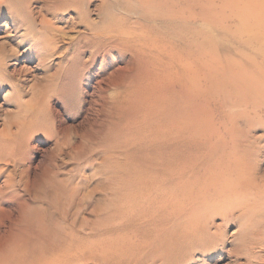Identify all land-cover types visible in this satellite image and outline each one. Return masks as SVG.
Returning <instances> with one entry per match:
<instances>
[{
	"label": "rangeland",
	"instance_id": "obj_1",
	"mask_svg": "<svg viewBox=\"0 0 264 264\" xmlns=\"http://www.w3.org/2000/svg\"><path fill=\"white\" fill-rule=\"evenodd\" d=\"M73 1L74 3L71 4L64 0H0V234L7 232L9 226H13L11 221L19 218L22 203H27L28 206L24 208L26 216L19 220L16 230H28L30 217L44 208L48 212L46 219L50 229L59 238L63 234L59 221L63 209L62 203L65 202V196L61 190L66 193H71L74 190L75 198L70 206V214L67 215V219L71 221L76 218L75 229L77 231L83 235L88 234L89 227H91L89 224L95 223L99 231V238H92H95L94 241L100 240V237L102 239L105 235L111 234L113 242H111V247L113 248L115 245L113 251L115 248L118 252L128 250L130 242L133 243L130 244L132 249L139 248L138 245L135 247L136 243L144 244L145 240L148 246L152 245L150 247L155 251L165 236L162 235L153 241L154 236L148 231L145 232L151 236L149 239H146L147 235L144 239L140 238L142 233L138 237L132 234L143 211L144 215L151 218V227L155 226L157 219L160 218L159 214L165 213L160 210L162 204L160 201L163 200L159 198L160 193L164 190L169 192L168 187L173 186L172 188L179 189L177 196L174 197L175 202L178 200V212L175 226H173V238L167 242L166 247L176 251V255L172 259L176 260L174 264H264V104L263 106L258 104L256 105L258 107L254 108V104L245 103L244 99L238 105L226 102V98L223 99L226 93H230L235 100L238 98L234 96L237 92L232 86L235 85L230 83L226 77L237 76L236 73L240 70L239 72H245L244 74L261 78V73L259 74L257 71L258 67L261 68L259 71L264 72V48L260 44L264 42V0H246L250 4L245 0H207L203 6L200 0H191L194 3L184 0L179 3L187 9L183 17L188 14L189 16L191 14L202 15L207 11L205 16L206 18L208 16L210 21L207 20L206 26H203L201 22L197 23L198 21L195 22L196 24L189 20L186 21L188 18L185 17V25L182 18V21L178 22L175 27L172 25L169 28L165 19L161 17H159V21H149L147 18L144 22L140 21L138 17L141 12H146L142 6L144 3L142 0ZM164 1L159 0L158 4L165 6ZM188 1L191 2L190 5ZM250 1H253L254 4H251ZM185 3L186 5H183ZM157 9L149 7L151 13H156ZM239 10H242L239 12L241 17L237 15ZM161 14L163 16V13ZM120 18H127L129 24L136 21L144 26V32L139 30L137 33L141 36L143 34L142 38L141 36L136 37L137 35L134 37L137 40L141 39L136 40V43L145 53L141 56L143 61L140 64L132 53L126 51H119V54L114 51L111 57L107 55V59L102 62V56H104L102 49L97 51L95 46L93 48L82 47V44L90 41L91 33H95L92 31V27L95 26L93 30H96L106 23L103 21L108 23L109 19L114 23ZM241 18L245 19L242 21L244 24H241ZM256 19L258 23L253 22ZM251 22L255 25L253 24L254 26L249 28ZM200 30L203 31V34L201 33L199 38ZM192 31H195L196 34ZM206 31L209 33L206 34ZM230 32L232 33L230 34ZM208 35L210 40L207 39ZM46 36L51 41L54 39L55 43L57 42L54 43L55 48L51 55L45 51V46H40L46 44L41 42L42 39H46ZM258 37H261L259 41ZM205 38L207 39L206 44ZM151 39L152 41L157 40V43L150 42ZM148 41L156 47L148 44ZM193 41L197 43L196 45L203 47L204 52L206 51L204 48L206 49L210 42L209 44L216 49L209 45L210 51L211 48L214 50L208 53V58H211L212 55L209 54L215 53L216 50L217 55L214 54V58L208 61L204 60L207 59V53L204 54L201 51V55H198L201 50L200 46H196ZM211 41L214 42L211 43ZM241 41L245 42V46ZM248 43L252 44L249 48L253 49L248 48ZM51 47L52 45L50 47L47 45V50ZM62 49L63 51H61ZM148 50L151 52H147ZM74 51L78 53V56L75 57L77 62L71 66V54ZM237 51L242 52L240 55L243 54V56L250 54L251 59L249 56L245 60L243 56H239ZM89 52H92L93 55L88 62ZM151 53L154 56L152 58L150 57ZM215 56L219 57L218 60ZM227 57L234 58V63L236 62L235 64L239 66L235 68L233 66L237 65H229L232 62H228L231 58L228 60ZM224 58L228 63L224 62L226 61ZM190 59L192 63L196 60L195 65L189 62ZM213 59L215 62L219 61L216 62L219 64L211 65L210 63L214 62ZM201 61L206 62L201 64ZM253 61L256 67L258 66L257 68L254 67ZM126 62L129 65H126ZM186 62L193 70H190ZM208 62H210L209 65L206 64ZM77 63L78 65H76ZM196 65L200 69L205 65L203 71H207V66L208 71L211 72L210 74L207 72L209 75L206 85L209 90L201 97L202 99L196 101L197 106L196 102L191 104L189 100L187 102L190 103L189 108L184 106L188 105L187 97L184 95L185 91L183 93V88L179 89L181 87L179 84L180 82L184 83L182 76L187 78L186 73L193 74L192 71L194 74L199 71V76L201 74L206 76V73H201L202 69L200 71ZM219 65L222 66L219 68L221 71L216 68ZM225 65H228L229 69ZM230 66L232 71L234 68L236 69L237 72H233L235 74L230 72ZM180 68L181 72H178ZM175 72L178 74H173ZM219 73L223 76L220 77ZM215 74L216 76H214ZM195 75L197 76V73ZM215 78L217 82L214 81ZM262 78L264 80L263 76ZM145 79L156 80L157 85L146 91L142 89L145 85H141L142 90L139 89L137 84L146 82ZM177 80H179L178 83ZM128 81L133 83L129 85L132 86L130 88L132 94H129L131 103L123 107L119 117L114 113V99L118 96V91L123 92L122 85ZM235 81L236 84H239L237 79ZM242 83L250 84L247 80ZM97 84L104 90L96 91ZM184 84L188 85L189 82ZM251 86L253 85L250 84ZM219 87L222 89L217 90ZM132 88L135 91L138 90V93L135 94ZM178 89L179 91H177ZM218 91L220 92L218 93ZM142 95H146V104L150 102L148 99L151 98L153 106L160 101L156 107L165 99L168 104L167 99L170 98L169 100L174 104L170 102L171 105L170 103L169 105L173 108L168 107L169 105L165 102L164 105H161L168 109L175 108V111L166 110L165 107L163 108L165 110L161 107H159L160 110H154V107L150 105L153 108L151 110L150 103L147 105L149 108L142 103L145 99ZM159 97L160 100L157 102ZM180 100L185 103L183 104ZM180 104H183V107ZM143 105L146 106V110L150 109V111L147 110L148 113ZM109 106L111 108L108 109ZM143 108L147 114L142 112ZM161 109L162 112L167 111L169 115L166 112L165 118H163V113H160ZM152 111L158 112L155 113L157 117L159 115L163 117L158 118L157 121ZM199 113L200 115H198ZM169 116L173 118V121L175 120L176 127L178 124L182 126L190 123L193 126L192 123H194L193 127L197 128L192 127V130H195L191 133L177 135L179 142L176 146L179 152L171 155L164 153L160 157L162 153L160 154V150L153 140L155 139L154 135L159 132L153 128H157V125L160 126L159 122H162L163 119H165L163 120L165 123L167 122L166 125L171 126L173 122ZM147 117H150L151 120H148L150 118ZM154 118L157 121L154 120L155 125L152 120ZM167 118L169 120L166 121ZM194 118L198 121H195ZM146 122H149L148 126ZM163 128L165 127L163 126ZM142 131L146 133L145 137L142 135L144 134ZM147 131L154 132L153 137L150 136L153 139L145 140L149 136ZM191 134L193 135L192 139L189 137ZM127 137L128 139L132 138V141L129 139V142ZM139 137L141 142H138L140 141ZM133 140L138 143L134 145ZM188 140L191 142L189 143ZM100 144H103V149L99 146ZM244 149L248 150V158H250L248 165L245 164L244 170L249 171L253 168L257 185L250 190L239 187L235 191V186L229 183L233 182V175L227 170L228 173L225 171L222 174L218 171L223 166L228 168V165H232L231 161L233 162L235 155L241 158L242 162L247 161ZM228 157L231 159L227 160ZM132 163L138 164L139 167L131 166ZM168 168L171 170V177H169ZM206 172L213 174L217 172L218 177L226 179L227 181L224 183H229V186H233V188L227 190L228 186L225 188L224 185H220L215 191L217 193L212 194L213 191H210ZM44 174H46L47 180L53 181V185L47 186L44 191L45 197L40 193V195L35 193L37 180H40ZM161 176H167L165 177L167 180L160 178ZM109 185L111 190H115V195L112 192L108 193ZM159 188L161 189L159 190ZM225 191L229 192V195ZM81 199H83L84 207L82 206L76 216L74 211L79 208L80 205L77 203ZM36 208L39 209L36 210ZM94 208H98L99 214L101 212L100 215L106 213L103 210L108 208L107 211L110 213L108 221L103 220V216L93 213ZM81 223H84L83 227H80ZM193 224L197 230L205 229L208 236L205 241L207 246L204 245V247L196 249L188 247L190 243L195 242L190 234L194 230ZM87 225L89 226L87 227ZM11 230V232H15L14 227ZM132 236L135 237L133 240ZM91 240L83 241V244H89L92 242ZM117 243L120 245V250L118 246L116 247ZM171 244L174 245L173 248H170ZM74 264L92 263L78 261ZM153 264H159V262Z\"/></svg>",
	"mask_w": 264,
	"mask_h": 264
},
{
	"label": "bare ground",
	"instance_id": "obj_2",
	"mask_svg": "<svg viewBox=\"0 0 264 264\" xmlns=\"http://www.w3.org/2000/svg\"><path fill=\"white\" fill-rule=\"evenodd\" d=\"M63 1V0H62ZM64 1H68L69 3H71V4H73L74 3V1L73 0H64ZM144 3L142 4V6H143V8H145L146 9V12H141V15L138 17L139 19H140V21L142 20V22H144L145 20H146V18L149 20V21H154V20H158L159 21V17H161V18H163V19H165V21H166V23H167V27L169 28V26H171L172 27V25H174V27H175V25L178 23V22H181L182 21V18H183V21L182 22H184V25L186 24L185 23V17H187L188 19H186V21H191L193 24L196 22V21H198L197 23H200L201 22V25H203V26H206V22H208V21H210V20H208V16H207V18H206V16H205V14L207 13V11H206V13L205 14H202V15H204V16H202V15H196V14H191L190 16H189V14H188V16H185V17H183L184 15V12L185 11H187V9L184 7V6H182V5H179V3L181 2V1H184V0H165L164 2L166 3V5L165 6H160L159 4H158V1L159 0H142ZM147 1H149V2H147ZM191 1V0H190ZM188 1L189 2V5H190V3L193 1ZM206 1L207 0H200V2L202 3L201 5L203 6V5H205V3H206ZM229 1V0H228ZM232 1H234V0H232ZM196 2V1H195ZM199 2V1H198ZM200 2H199V5H200ZM238 2V1H237ZM245 2H248V1H246L245 0ZM251 2V4H254V3H252L253 1H250ZM17 3V2H16ZM15 3V4H16ZM186 3H187V1H186ZM186 3L185 4H183V5H186ZM192 3H194V2H192ZM240 4V3H239ZM248 4H250L249 2H248ZM246 5V4H245ZM244 5V7H246ZM192 6V5H191ZM194 6V5H193ZM196 6V5H195ZM194 6V7H195ZM237 6H239V5H237ZM248 6V5H247ZM253 6V5H252ZM149 7H152V8H154V9H157L158 11L156 12V13H151L150 11L151 10H149ZM147 8H148V10H147ZM190 8V7H189ZM189 8H188V10H189ZM197 8H198V6H197ZM217 8V7H216ZM241 8V7H240ZM193 9H195V8H193ZM202 9V8H201ZM192 10V9H191ZM196 10V9H195ZM205 10V9H204ZM216 10V9H215ZM245 10V9H244ZM190 11V10H189ZM199 11V10H198ZM202 12H203V10H201ZM214 11V10H213ZM218 11V10H217ZM242 11V10H241ZM240 10L238 11V13L239 12H241ZM163 13V16H161L162 14L161 13ZM200 12V11H199ZM225 13V12H224ZM243 14V16H244V13H242ZM239 17H241V13H239V14H237ZM201 16H202V18H201ZM250 16V15H249ZM230 17H231V15H230ZM254 17V16H253ZM220 18V17H219ZM205 19V20H204ZM209 19H211V17H209ZM242 19V18H241ZM247 19H248V17H247ZM255 19V18H254ZM113 20H115V19H113ZM208 20V21H207ZM212 20V19H211ZM257 20V19H256ZM253 21L254 23L256 22V23H258V20L257 21ZM112 20H109L108 19V23H107V21H103V22H106L103 26L101 25V28H99L98 27V29H96V30H93V28L95 27H92V31H95V33H93L92 31H90V32H92L91 33V39H90V41L88 42V43H84V44H82L81 46L82 47H87V46H90L91 48H93V46H95L96 47V49H97V51H98V49L99 50H101L102 49V53H103V55L104 56H102L103 57V59H102V62L104 61V59L106 60L107 58H106V56L107 55H109V57H111L112 55H113V53H114V51L116 52V53H118L119 54V51H123V52H130V53H132L133 54V56L134 57H136L137 59H138V61H139V64L143 61V59H141L142 57V55L143 54H145V53H143V50L142 49H140V47H138V43H136V38H134L136 35H137V33H139L138 31L140 30V31H142V32H144V26L143 25H141L139 22H136V21H134L132 24H129L128 23V21H127V18L126 19H123V18H120L119 20H116V21H114V23H113V21L111 22ZM224 21V20H223ZM236 21V20H235ZM242 21H245V19L243 20H241V24L243 23ZM250 21H251V19H250ZM249 21V22H250ZM232 22V21H231ZM247 22V21H246ZM234 23V22H233ZM236 23V22H235ZM248 23V22H247ZM252 23V22H251ZM250 23V24H251ZM254 23H252L251 25H249L248 27L249 28H252V26H254L255 24ZM129 24V25H128ZM189 24V23H188ZM187 24V25H188ZM196 24V23H195ZM214 24V23H213ZM216 24V23H215ZM229 24H231V23H229ZM244 24V23H243ZM254 24V25H253ZM260 24V23H259ZM258 24V25H259ZM220 25V24H219ZM222 25H223V23H222ZM247 25V24H246ZM189 26H191V25H189ZM230 26V25H229ZM251 26V27H250ZM142 27H143V29H142ZM184 27V26H183ZM187 27V26H186ZM191 27H193V26H191ZM215 27V26H214ZM213 27V28H214ZM233 27V26H232ZM244 27V26H243ZM257 27V26H256ZM91 28V27H90ZM217 28V27H216ZM226 28V27H225ZM239 28V27H238ZM245 28H246V26H245ZM255 28V27H254ZM258 28V27H257ZM142 29V30H141ZM185 29H187V28H185ZM260 29V28H259ZM170 30V29H169ZM171 30H173V29H171ZM181 30V29H180ZM193 30V29H192ZM217 30V29H216ZM97 31V32H96ZM202 30H200V35H199V38H200V36H201V33L203 34V31L201 32ZM259 31H261V30H259ZM89 32V33H90ZM178 32V31H177ZM192 32H194L195 34H196V32L195 31H192ZM197 32H199V31H197ZM224 32H226V31H224ZM204 33H205V31H204ZM207 33H209V32H207L206 31V34ZM232 32H230V34H231ZM140 34H142V33H140ZM190 34H193V33H190ZM214 34V33H213ZM227 34H229L228 32H227ZM194 35V34H193ZM211 35V34H210ZM233 35V34H232ZM232 35H228V36H232ZM237 35V34H236ZM139 36H141V35H137L136 37H139ZM142 36H143V34H142ZM142 36H141V38H142ZM146 36V35H145ZM156 36V35H155ZM180 36V35H179ZM204 36H206V35H204ZM208 38L207 39H209V35L207 36ZM82 38V37H81ZM144 38V37H143ZM146 38V37H145ZM223 38V37H222ZM234 38V37H233ZM259 38H261V37H258V41H259ZM85 39V38H84ZM86 39H87V37H86ZM104 39V40H103ZM135 39V40H134ZM207 39L205 38V44H206V42H207ZM211 39H212V36H211ZM224 39H226L225 37H224ZM254 39V38H253ZM256 39V38H255ZM88 40V39H87ZM138 40H141L140 38H138ZM137 40V41H138ZM149 40V39H148ZM210 40V39H209ZM214 40V39H213ZM257 40V39H256ZM51 39L48 37V36H46V39L44 38V39H42L41 40V42L42 43H46V44H44V45H40V46H45L44 47V49H45V51H48V53L51 55L53 52H54V43H55V41H54V39L51 41ZM81 41H82V39H81ZM135 41V42H134ZM154 41V43H157V40H153ZM152 41V39H151V41L150 42H153ZM199 41V40H198ZM201 41V40H200ZM260 41H261V39H260ZM40 42V43H41ZM134 42V43H133ZM149 41H148V44H151ZM209 42V41H208ZM214 41H211V43H213ZM242 43H243V41H241ZM257 42V41H256ZM39 43V42H38ZM57 43V42H56ZM55 43V44H56ZM79 43V42H78ZM146 43V42H145ZM189 43V42H188ZM192 43V42H191ZM193 43H194V41H193ZM203 43V42H202ZM210 43V42H209ZM208 43V47L205 49L204 48V50H206L207 51V49L209 48V44ZM216 43V42H215ZM215 43H214V45H215ZM239 43H240V41H239ZM241 43V44H242ZM245 43V42H244ZM244 43H243V45H244ZM260 43V42H259ZM264 43V42H263ZM263 43H260V44H262L263 45V48H264V44ZM76 44V43H75ZM195 45L197 44L196 42L194 43ZM199 44V43H198ZM204 44V43H203ZM249 44V43H248ZM251 44V43H250ZM248 45V48H249V46H252V44L251 45ZM259 44V45H260ZM47 45H48V47H50V45H52V47L49 49V50H47ZM145 45V44H144ZM154 45V44H153ZM152 44H151V46H153ZM188 45H190V44H188ZM191 45H193V44H191ZM258 45V44H257ZM258 45V46H259ZM76 46V45H75ZM150 46V45H149ZM155 47H156V45H154ZM194 46V45H193ZM196 46H198V45H196ZM200 46V45H199ZM198 46V47H199ZM211 47H212V45H210ZM231 46H233V45H231ZM245 46V45H244ZM94 47V48H95ZM197 47V48H198ZM233 47H235V46H233ZM241 47V46H240ZM247 47V46H246ZM262 47V46H261ZM37 48V47H36ZM202 48L203 47H201L200 46V52H198V55H201V51H203L202 50ZM212 48H215L216 49V47H212ZM212 48H211V51H210V48H209V50H208V52H204V54L205 53H207V59H204V60H206V61H208L209 59H212V58H214L213 57V55L215 54V55H217L216 54V51H215V53L213 52V54L212 53H210L209 55H212V56H210L211 58H208V53L209 52H212L213 50H212ZM236 48V47H235ZM249 49H253V48H249ZM146 50V49H145ZM239 50V49H238ZM61 51H63V49L61 50ZM77 51H79V50H77ZM199 51V50H198ZM235 51V53H236V50H234ZM242 51V50H241ZM147 52H151V51H147ZM194 52V51H193ZM195 52H196V49H195ZM238 52V54H239V56H243V54L242 55H240V53H242V52H244V51H242V52H239V51H237ZM64 53V52H63ZM200 53V54H199ZM246 53V52H245ZM80 54V53H79ZM89 54H90V58L88 59V62L91 60V58H92V55H93V53L92 52H89ZM154 54V53H153ZM197 54V53H196ZM195 54V55H196ZM72 58H71V60H70V63H71V66H73L76 62H77V58H75L76 56H78V53L77 52H73L72 54ZM224 55V54H223ZM223 55H222V57H223ZM80 56V55H79ZM152 53H151V58H152ZM155 56H156V54H155ZM225 56V55H224ZM249 56H250V54H249ZM249 56H243V58H245V60H246V58L247 57H249ZM154 57V56H153ZM202 57V56H201ZM217 56H215V58H216ZM226 57V56H225ZM196 58V57H195ZM199 58V57H198ZM218 58L219 57H217V59L216 60H218ZM228 58V60H229V58H231V57H227ZM252 58H253V56H252ZM154 59V58H153ZM157 59V58H156ZM193 59V58H192ZM200 59V58H199ZM249 59H251V56H250V58ZM248 59V60H249ZM254 59V58H253ZM145 60H147L146 58H145ZM195 60V59H194ZM214 60V62H208V63H206V64H208L209 65V63L211 64V65H217V64H219V63H216V62H219V61H216L215 62V59H213ZM224 60H226V58H224ZM231 60H233V61H231ZM238 60V59H237ZM258 60V59H257ZM181 61V60H180ZM180 61H177V62H179V63H182V62H180ZM196 61V60H195ZM191 62V59H190V63H192L193 65H195L194 63H196V62ZM206 61H201V64H202V62H206ZM234 61H235V59L234 58H231L230 59V61H228V62H232L231 64H229V65H233V64H235L234 63ZM128 62V61H127ZM126 62V65L128 64ZM147 62V61H146ZM188 62V63H189ZM224 62H226V63H228L227 62V60L226 61H224ZM239 62H240V60H239ZM198 63H200L199 61H198ZM214 63V64H213ZM216 63V64H215ZM225 63V64H226ZM252 63V61L250 62V64ZM174 64V63H173ZM184 64V63H183ZM186 64H187V62H186ZM205 64V65H206ZM253 64L255 65L254 67H256V64H255V62L253 61ZM252 64V65H253ZM76 65H78V63L76 64ZM129 65V64H128ZM131 65H133V64H131ZM182 65V64H181ZM189 67H190V65L189 64H187ZM204 65V66H205ZM221 65V64H220ZM220 65H219V67L217 66L216 68H221L220 67ZM235 65H237V66H233V67H235V68H237L239 65L238 64H235ZM150 66H152V65H150ZM197 66V65H196ZM199 66H203V65H199ZM203 66V67H204ZM226 66V65H225ZM228 66V65H227ZM226 66V68H228ZM242 66V65H241ZM174 67V66H173ZM195 67V66H194ZM198 67V66H197ZM203 67H201V69H202V71H203ZM211 68H212V66H210ZM258 67V66H257ZM256 67V68H257ZM131 68V67H130ZM129 68V69H130ZM178 68V67H177ZM192 67H190V70H193V69H191ZM196 68V67H195ZM199 69H200V67H198ZM208 67L206 66V70L207 71H203V72H201V73H206V76L204 75H198V73H199V71L198 72H195V74L197 73V76L194 74V71H192L193 72V74H188V73H186L187 75V78L185 77H183L182 76V79H184V83L186 82L187 83V81L189 82V84L187 85V84H182L181 82H180V84L179 85H181V87H179V89L180 88H183V93H184V91H185V96L187 97L186 98V103L190 100V102H191V104H192V102H198V99H200L202 96H204L205 94H206V92H208V88H207V85H206V83H207V81H208V75L211 73L210 71H208V69H207ZM225 68V67H224ZM225 68V69H226ZM233 69L234 71H232V68H231V66H230V72L232 71V74H235V73H233V72H237V71H235L236 69ZM67 69H70V68H67ZM144 69V68H143ZM174 69V68H173ZM183 69H184V65H183ZM201 69H200V71H201ZM205 69V68H204ZM229 69V68H228ZM240 69V68H239ZM244 69V68H243ZM259 69L261 70V68H259L258 67V69H257V71H258V73L260 74V75H262L263 77H264V72L263 71H259ZM145 70V69H144ZM197 70V69H196ZM195 70V71H196ZM209 70H211V69H209ZM214 70H215V68H214ZM175 71V70H174ZM173 71V72H174ZM212 71V70H211ZM219 71H221L220 69H219ZM240 71V70H239ZM238 71V73H236L237 74V76H234V75H231V76H229L228 78L226 77V79L230 82V83H233V85H235V86H232V87H235V91L238 93V95H237V93L234 95V96H236V97H238L236 100L232 97V95H230V93H226V95H225V97H223V99L224 98H226V102H228V103H231V104H233V103H237V105H238V103L239 102H241L243 99V101L246 103H249L250 102V104L252 105V104H254V108H257L258 106H256V105H258L259 104V106H263V104H264V80H263V78H262V76H261V78H260V76H255V75H247V74H244L243 72H239ZM178 72H181V68H180V71H178ZM207 72H209V74L207 73ZM263 72V73H262ZM214 73V72H213ZM212 73V74H213ZM144 74V72L142 73V75ZM173 74H178V73H173ZM183 74V73H182ZM181 74V75H182ZM223 74H224V72H223ZM219 75H220V77L221 76H223L222 74H220L219 73ZM175 76V75H174ZM173 76V77H174ZM214 76H216V74L214 75ZM224 76H225V74H224ZM180 79H181V77H179ZM211 78H213L214 79V77H211ZM218 78V77H217ZM225 78V77H224ZM175 80L177 79L176 77L174 78ZM235 79H237V81H238V83L239 84H236V81H235ZM146 80V79H145ZM187 80V81H186ZM209 80H210V78H209ZM248 81L250 84H252L253 86H251L250 87V84L248 85V84H243L242 82L243 81ZM133 81H134V79H133ZM178 81L179 80H177V83H178ZM182 81V80H181ZM214 81H216L217 82V80H216V78H215V80ZM227 81V82H228ZM219 82V81H218ZM235 83V84H234ZM133 84V83H132ZM129 81L127 82V83H123V85H122V91L123 92H121V91H118L117 92V94H118V96L116 97V99H114V101H115V108H114V110H115V115H118L119 117H120V115H121V113L120 112H122L123 111V107L126 105V104H130L131 103V98H130V95L132 94L131 93V87L132 86H129V85H132ZM141 85H145L142 89L143 90H147V89H150V88H154L155 87V85H157V81L156 80H146V82H144V83H138L137 84V86H138V88L139 89H141ZM236 85H238L237 86V88H236ZM185 86V87H184ZM247 86V87H246ZM135 88V87H134ZM134 88H132V91H134V93L136 94V93H138V90L137 91H135V90H133ZM178 88V87H177ZM218 88V87H217ZM216 88V89H217ZM141 89V90H142ZM179 89L177 90V91H179ZM220 89H222L221 87H219V89H217V90H220ZM104 90V88L103 87H101V86H98V84H97V89H96V91H103ZM242 93H241V92ZM141 92V91H140ZM210 92V91H209ZM220 91H218V93H219ZM131 93V94H130ZM177 93V92H176ZM178 93H180V92H178ZM217 93V92H216ZM130 94V95H129ZM181 94V93H180ZM215 94V93H214ZM213 94V95H214ZM221 94H222V92H221ZM232 94V93H231ZM129 95V96H128ZM177 95V94H176ZM183 95V96H184ZM220 95V94H219ZM175 96V95H174ZM208 96V95H207ZM206 96V97H207ZM210 96H211V94H210ZM222 96V95H221ZM224 96V95H223ZM137 97V96H136ZM142 97L144 98L145 97V99H143V102L142 103H144L146 106L149 104V107H150V109L151 110H153V108L152 107H154V110H160L159 109V107H161L162 109L165 107H162L165 103H166V99L165 100H163L164 102H161V104H163V105H158V107H156V105L157 104H159V100H160V97H159V99H157V104H154V102H153V104H154V106L152 105V103H151V99L149 100L148 99V101H150L148 104H146L147 103V100H146V95L144 96V95H142ZM148 97V96H147ZM150 97V96H149ZM173 97V96H172ZM180 98H182V97H180ZM233 98V99H232ZM142 99V98H141ZM162 99V98H161ZM170 99V98H169ZM169 99H167V102H168V104L167 105H169V103L171 102L172 104H174V102L173 101H170ZM172 99V98H171ZM175 99V98H174ZM202 99V98H201ZM222 98H221V100H223ZM113 100V99H112ZM144 100H146V101H144ZM173 100V99H172ZM162 101V100H161ZM175 101H176V99H175ZM180 101H182V100H180ZM179 101V102H180ZM201 101V100H200ZM199 101V102H200ZM206 101H207V99H206ZM110 102H111V100H110ZM140 102H141V100H140ZM177 102V101H176ZM197 102H196V106H197ZM171 103H170V105H171ZM181 103V102H180ZM182 103H183V101H182ZM184 103H185V101H184ZM183 103V104H184ZM225 103V102H224ZM243 103V102H242ZM183 104H180V106L181 107H183ZM188 104V103H187ZM206 104V103H205ZM145 105H143V107L145 108L146 106ZM152 107H151V106ZM166 105V106H167ZM168 106V107H172L173 108V106ZM178 105V108H179V103L177 104ZM190 103L188 104V105H184L185 107L187 106V107H189L190 108ZM251 105H249V106H251ZM175 106V105H174ZM201 106V105H200ZM246 106V105H245ZM148 107V106H147ZM148 107V108H149ZM203 107V106H202ZM109 108H111V106H109L108 107V109ZM144 108H143V110H142V112H144ZM147 108V110L148 111H150V109H148ZM156 108H158V109H156ZM166 108V107H165ZM168 109V108H166V110H173V112L175 111L174 109ZM188 108V109H189ZM200 108V107H199ZM252 108V107H251ZM161 109V111H160V113L163 111V110H165V109H163L162 110ZM187 109V110H188ZM246 109V108H245ZM259 109H260V107H259ZM145 110H146V108H145ZM147 110H146V112H147ZM190 110V109H189ZM188 110V111H189ZM194 110V109H193ZM231 110V109H230ZM178 111V110H177ZM191 111V110H190ZM197 111V110H196ZM146 112H144L145 114H147ZM153 112V111H152ZM167 111H165V112H162L163 114L162 115H164V117L163 118H165V113H166ZM173 112H171L172 114H173ZM180 112H181V110H180ZM120 113V114H119ZM144 113L142 114V116L144 115ZM154 114L155 113H158L157 111H155V112H153ZM159 113V114H160ZM168 113V112H167ZM182 113V112H181ZM191 113V112H190ZM151 114V113H150ZM158 114V115H159ZM186 114V113H185ZM110 115H111V112H110ZM152 115V114H151ZM168 115H169V113H168ZM168 115H167V117H168ZM178 115V114H177ZM194 115H195V111H194ZM198 115H200V113L198 114ZM197 115V116H198ZM152 116H154V115H152ZM141 117V116H140ZM144 117V116H143ZM151 117V116H150ZM150 117H147V118H150ZM154 117H156V119H157V121L160 119V118H162L161 117V115H159L158 117L156 116V114H155V116ZM170 118H171V116H169ZM172 117H173V115H172ZM174 117H175V115H174ZM159 118V119H158ZM197 118V117H196ZM198 118H200V117H198ZM201 118H202V114H201ZM156 119L154 118V119H152L153 121L155 120L156 121ZM173 118H171V121L173 122V124H171V126L168 124V125H166V123H165V121H163V120H165V119H161L162 120V122H159V123H161V125H162V123H163V126L165 127V128H163V126H159V125H157V128H153V129H155V131H157V132H159L158 134H155L154 135V137H155V139H153V138H151L150 136L152 135V137H153V134H154V132H151V133H149L148 131H147V134H149V136L148 137H146L145 138V140H148V139H153V140H155V145L157 146V148L160 150V154L162 153V155L160 156V157H162L163 155H164V153H166V154H169V155H171V154H174L175 152H179V150H177V144H178V142H179V139L177 138V135H179V134H181V133H191V132H193L195 129H193L192 130V127L194 126V123H192L193 124V126H191V123L188 125V124H184V125H179L178 124V126L176 127L175 125H176V123L172 120ZM175 119V118H174ZM177 119H178V117H177ZM186 119H188V118H186ZM195 119V118H194ZM148 120H151V118L150 119H148ZM160 120V121H161ZM167 120H169V118H167L166 119V121ZM191 120V119H190ZM142 121V120H141ZM140 121V122H141ZM153 121H151V123L153 124ZM155 121H154V125H155ZM156 121V122H157ZM195 121H198V120H196L195 119ZM202 122H203V120H202ZM147 123V126H148V123L149 122H146ZM168 123H171L170 121H168ZM175 123V124H174ZM178 123H179V121H178ZM200 123H201V121H200ZM203 124V123H202ZM22 125V124H21ZM140 125V124H139ZM143 125V124H142ZM142 125L140 126L141 128H142ZM144 125H145V123H144ZM150 125V124H149ZM167 127H166V126ZM197 125H198V123H197ZM153 126V125H152ZM159 126V127H158ZM168 126H170L169 128H168ZM181 126V127H180ZM139 127V128H140ZM149 127H151V126H149ZM138 128V127H137ZM141 128H140V130H141ZM193 128H197V127H193ZM153 129H152V131H153ZM164 129H166L165 131H164ZM147 130V129H146ZM146 130H143L144 132L146 131ZM149 130V129H148ZM142 131V132H143ZM247 131V130H246ZM139 132V131H138ZM142 132H141V134H142ZM143 132V133H144ZM135 133V132H134ZM140 133V132H139ZM195 133V132H194ZM193 133V134H194ZM140 134V135H141ZM146 133H144V134H142V135H144V137L146 136L145 135ZM130 135V134H129ZM134 135V134H133ZM188 135V134H187ZM136 137L138 136V134L137 135H135ZM134 136V138H136ZM192 134L189 136L191 139H192ZM255 136V135H254ZM129 137V136H128ZM128 137H127V139H128ZM141 138H142V136H140ZM139 137V138H140ZM188 137V136H187ZM189 137H188V139H189ZM133 138V139H134ZM141 138H140V141H138V142H141ZM183 138H184V136H183ZM129 139H131L130 141H132V138H129ZM129 139H128V141H129ZM190 139V140H191ZM126 140V139H125ZM134 140H136V139H134ZM133 140V141H134ZM138 140V139H137ZM181 140V139H180ZM185 140V139H184ZM190 140H188V142L190 143L191 141ZM258 140V139H257ZM129 141V142H130ZM142 141L143 142H145L143 139H142ZM135 143H134V145L135 144H137L138 142L137 141H134ZM142 142V143H143ZM149 142H150V140H149ZM148 142V143H149ZM258 142V141H257ZM132 143V142H131ZM130 143V144H131ZM147 143V144H148ZM184 143H186V142H184ZM188 143V147H189V144ZM129 144V145H130ZM144 144V143H143ZM153 144V143H152ZM151 144V145H152ZM132 145V144H131ZM139 146H140V144H138ZM100 147H102V149H103V144H100L99 145ZM137 146V145H136ZM141 146H142V144H141ZM183 146V145H182ZM191 146H192V144H191ZM194 146H195V144H194ZM196 146H198V145H196ZM243 146V145H242ZM193 147V146H192ZM199 147V146H198ZM263 147V146H262ZM140 148V147H139ZM104 149H105V147H104ZM189 149V148H188ZM246 149H244V151H245ZM186 151V150H185ZM150 153V152H149ZM244 153H246V155H245V159L247 160V161H245V162H242L241 161V158H238V157H236V155H235V158H234V160H233V162L231 161V163H233L232 165H228V168H225L224 166L223 167H221L220 168V171H218V172H220L221 174H222V172H225L226 170L227 171H229V173L230 174H232L233 175V177L234 178H232L233 179V182H229V183H231V185H234L235 186V188L236 189H234L235 191H237V189L240 187H245L246 189H253L256 185H257V183H256V177L254 176V172H253V168H252V170H249V171H245L244 170V168L246 167V165H248V161H250V158H248V150H246ZM116 154V153H115ZM158 154V153H157ZM159 154V155H160ZM185 154V153H184ZM113 156V155H112ZM152 156V155H151ZM154 156V155H153ZM231 156V155H230ZM229 156V157H230ZM131 157V156H130ZM156 157H157V155H156ZM228 157V159L227 160H229V159H231V158H229ZM231 157H233V156H231ZM247 157V158H246ZM129 158V157H128ZM183 158V157H182ZM190 159V158H189ZM125 160H126V158H125ZM157 160V159H156ZM182 161V160H181ZM190 161V160H189ZM133 162H135V161H133ZM157 162H158V160H157ZM160 162V161H159ZM182 163V162H181ZM186 163V162H185ZM228 163V162H227ZM246 164V165H245ZM175 165H176V162H175ZM178 165V164H177ZM131 166H135V167H139V165L138 164H136V163H132L131 164ZM170 167V166H169ZM174 167V166H173ZM207 167V166H206ZM165 168V167H164ZM170 168H172V167H170ZM175 168H176V166H175ZM178 168H180V167H178ZM169 169V168H168ZM174 169V168H173ZM208 169V168H207ZM166 170H167V168H166ZM165 170V171H166ZM218 170V169H217ZM165 171H163V172H165ZM169 171H170V176L169 177H171V170L169 169ZM175 171V170H174ZM173 171V172H174ZM180 171V170H179ZM182 171V170H181ZM210 171V170H209ZM211 171H213L214 172V170H211ZM226 171V172H227ZM208 172V171H207ZM206 172V176H207V181H208V185L210 186V191H213V193L212 194H215V193H217V192H215V191H217V188L221 185V186H223L224 185V187L226 186H228V188H227V190L229 189H232L233 188V186H229V183L228 184H226V183H224L225 181H227L226 179H221V178H219L218 177V175L219 174H217V172L215 173V174H213L212 172H209V173H207ZM156 173V172H155ZM162 173V172H161ZM176 173V172H175ZM228 173V172H227ZM163 174V173H162ZM165 174H166V172H165ZM177 174H178V172H177ZM230 174H228V175H230ZM175 175V174H174ZM179 175V174H178ZM136 176V175H135ZM134 176V177H135ZM177 176V175H176ZM224 177L226 176V174L225 175H223ZM231 176V175H230ZM123 177V176H122ZM165 177H167V176H165ZM165 177H160V178H165ZM157 178V177H156ZM227 178V177H226ZM166 179V178H165ZM167 180V179H166ZM229 180H230V178H229ZM228 180V181H229ZM158 181H160V180H158ZM162 182H164V181H162ZM173 182H174V180H173ZM170 183V182H169ZM175 183V182H174ZM175 184H177V183H175ZM226 184V185H225ZM53 185V181H50V180H47V178H46V174H44L43 176H41L40 177V180H37V187H35V193H40L41 195H44V197H45V194H44V191L46 190V188H47V186H52ZM171 185V184H170ZM36 186V185H35ZM166 186V185H165ZM164 186V187H165ZM160 187V186H159ZM168 187V186H167ZM173 186H171V188H172ZM225 187V188H226ZM171 188H169L168 187V191L169 192H167L166 190H164V192H161L160 193V199L162 198L163 200L162 201H160V202H162V204H161V208H160V210H163V212H165V213H163V214H159V219H157V221H156V223H155V226H152L151 227V225H152V223L150 222V220H151V218L149 217V216H147V215H144V211L142 212V215H140L139 216V223H137V227H136V229H134V231H133V234L132 235H134V236H139L141 233V236H139L140 238H142V239H144L145 238V236H146V239H149L151 236L149 235V234H151V235H153L154 236V238H153V241L154 240H156V238H159V237H162V235L163 236H165V237H163V239H161L162 241H160L159 242V245L157 246V249L155 250V251H153V249H151L152 247H150V246H152V245H149L148 246V244L146 243V240H145V243L147 244H142V242H141V244L140 243H138L137 242V240L136 241H134L135 243H136V246H135V244H134V246L135 247H137V245H138V247L139 248H134V249H132V247H130L132 244H131V242H130V244H129V248H131L130 250H129V248L127 247V249L129 250H126V251H123V252H121V251H117V249L115 248V250L113 251V248H114V246H113V248L111 247L112 246V244H111V234H107V235H105L104 236V238L102 237V239H101V237H100V240H98V239H96L95 241H94V239L96 238V237H98L99 236V231H98V228H97V226H96V224L95 223H91V224H89V225H91V227H89V231L90 232H88V234H85V235H83L81 232H79V231H77V229H75V227L77 226V224H76V218H74V219H72L71 221H70V219L68 220L67 219V215L68 214H70V206L72 205V203H73V201H74V198H75V191L74 190H72V192L71 193H66L64 190H61V188H60V190L61 191H63V195L65 196L64 197V200H65V202H63L62 203V206H63V209L61 210L62 211V213H61V217H60V221H59V223H60V229H62V231H63V234L58 238L57 237V235H56V233L54 232L53 233V231L50 229V226H49V222L47 221V219H46V217L48 218V212L43 208L41 211H38L37 212V214L36 215H34V216H31L30 217V223H29V226H28V230H16V225L19 223V220L20 219H22V218H24L26 215V213L24 212L25 211V207L26 206H28V204L27 203H22V206L20 207V212H19V218H15L13 221H11L12 222V225L13 226H9V228H8V231L7 232H5V233H2V234H0V264H74L75 262H85V261H89V262H91L92 264H96V263H101V264H153L154 262H159V264H174L175 262H176V260H172L173 259V257L176 255V251H172L173 249H168L167 247H166V245H167V242L168 241H170L171 240V238H173V226H175V218L177 217V212H178V200H177V202H175L174 201V197H176L177 196V192H179V189H177V187H176V189H174V188H172V190H170ZM58 189V188H57ZM161 188H159V190H160ZM164 189V188H163ZM221 190V189H220ZM239 191V190H238ZM48 192V191H47ZM111 192L114 194L115 193V190H111V188H110V185H109V187H108V193H110L111 194ZM117 192V191H116ZM159 192V191H158ZM228 195H229V192H227V191H225ZM123 193V192H122ZM163 193V194H162ZM39 194V195H40ZM115 195V194H114ZM224 195V194H223ZM231 195V194H230ZM234 195V194H233ZM35 196H38V195H36L35 194ZM50 196H52V195H50ZM79 196V195H78ZM159 196V195H158ZM43 197V196H42ZM224 197H225V195H224ZM237 197V196H236ZM231 198V197H230ZM118 199H121V198H119L118 197ZM224 199H226V198H224ZM82 200L83 199H81L77 204H79L80 206H79V208L78 209H76L74 212H75V214H76V216L78 215V213H79V211H80V209H82V206L84 207V205L82 204ZM180 200V199H179ZM146 203H147V201H146ZM180 204V203H179ZM140 205V204H139ZM160 207V206H159ZM39 208H36V210H38ZM101 210V209H100ZM108 210V208H106L105 210H103V211H105L106 213H102L103 215H100L101 214V212H100V214H99V211H98V208H94L92 211H93V213L95 212V214L96 215H100L101 217L103 216V220H106V221H108L107 219L109 218V215H110V213L107 211ZM156 210V209H155ZM160 213H161V211H160ZM74 214V213H73ZM149 215V214H148ZM152 215V214H151ZM72 217V216H71ZM79 219V218H78ZM83 219V218H82ZM53 222V221H52ZM81 222H83V221H81ZM14 223V224H13ZM84 223H81V226L80 227H83L84 225H83ZM57 225V224H56ZM89 225H87V227L89 226ZM54 226H55V224H54ZM12 227H14V229H15V232H11L12 230ZM156 227V228H155ZM192 227L194 228V230H192L191 232H190V234H191V236L193 237V239H195V242H192V243H190L189 245H188V247H190V248H193V249H196L197 247H199V248H201V247H204V245L205 246H207V243H205V241L207 240V233L205 232V229H203V230H197V229H195V224H193L192 225ZM150 229H152L151 231H150ZM145 231H148V233L149 234H147ZM150 231V232H149ZM123 233V232H122ZM122 233H120V234H122ZM155 234V235H154ZM157 234V235H156ZM115 235V234H114ZM114 235H113V237H114ZM117 235V234H116ZM119 235V234H118ZM126 235V234H125ZM127 236V235H126ZM129 236H131V235H129ZM134 236H132L131 238H132V240L135 238ZM190 236V237H191ZM90 237V238H89ZM92 237H95L94 239L92 238ZM112 237V238H113ZM134 237V238H133ZM188 237V236H187ZM99 238V237H98ZM130 238V237H129ZM177 238V237H176ZM92 239V240H91ZM191 239V238H190ZM192 239V240H193ZM92 241L91 243H87L86 245H84L83 244V241ZM113 240V239H112ZM138 240H140V239H138ZM191 240V241H192ZM117 241V240H116ZM141 241V240H140ZM139 241V242H140ZM144 241V240H143ZM148 241H150V240H148ZM177 241V240H176ZM133 242V241H132ZM113 243V242H112ZM124 243V242H123ZM150 243V242H149ZM154 243V242H153ZM171 243H173V242H171ZM175 243V242H174ZM118 244V243H117ZM116 244V247L118 246V249H119V247H120V245L118 244L117 245ZM176 244V243H175ZM155 245H157V244H155ZM154 245V246H155ZM169 246H171L170 248H173L174 247V245L173 244H171V245H169ZM147 247H149L148 249H146ZM111 248H112V251H111ZM156 248V247H155ZM120 250V249H119ZM124 250V249H123ZM176 258V257H175ZM174 258V259H175Z\"/></svg>",
	"mask_w": 264,
	"mask_h": 264
}]
</instances>
